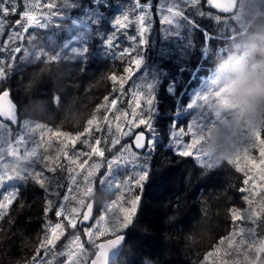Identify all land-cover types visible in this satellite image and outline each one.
<instances>
[{
	"label": "trees",
	"instance_id": "16d2710c",
	"mask_svg": "<svg viewBox=\"0 0 264 264\" xmlns=\"http://www.w3.org/2000/svg\"><path fill=\"white\" fill-rule=\"evenodd\" d=\"M147 2L153 9L158 0H147ZM262 2L264 1L252 0L255 10L254 12L245 11L248 14L247 20H243L244 11L243 13H234L237 10L222 13L220 10L210 9L206 5V0L200 7L187 6V13L192 15L191 19L195 18L201 27L199 29L195 26L197 34L204 33L201 31L202 29L210 34L209 46H213L212 41H214L216 48L221 53V50L225 51L226 47L220 43L236 41V44L231 45V49H227V51L233 50L235 53L245 48L243 56H247L250 52L249 41L252 39V30L259 22V18H264ZM49 4L54 7H48ZM32 5H37V7L32 8ZM16 6L18 12L23 11V0H17ZM29 8L35 15L42 18L40 23L31 26L30 38L27 35L22 40L15 38L12 29L16 27L15 20L21 19V17L11 14V12L7 17H3L5 27L0 32V67L7 68L8 64H12L6 75L0 77V90L10 89L19 115L17 123L10 126L12 138L20 134L24 135L26 139L39 138L41 130L38 131V136L34 135L31 138L30 128L26 125L29 119L36 118L34 116L37 114L29 108L34 109L35 105L48 107L49 113L59 117V121L54 124L62 122L68 127L67 130H62L61 124L55 125V129L47 125L53 130L58 129L74 134L83 131L87 122L95 121L97 118L101 120L104 110L101 109L97 112L96 105L104 103L105 95L114 98L112 84L107 80V75L113 71L118 76L127 75L122 71V67L128 66V64L122 63L118 57L122 48L139 49L143 63L134 75L133 81L134 83H147L151 77L155 78L152 94L155 98L153 104L157 105V115H155L152 124L161 117L158 115L161 112L160 99L156 95L163 79L169 76L168 71L162 67L166 58L163 49L167 47V41L159 35L156 26L148 35L144 50H142L141 44L140 47H137L128 38L133 27L136 31L141 29V24L137 21L140 12L134 7V0H29ZM201 11L205 15L202 16ZM125 12L129 15L128 25L123 30L118 29L114 21ZM210 12L214 13V17L211 19L209 18ZM255 12L256 16L253 17ZM85 25L88 27L85 28ZM10 35L13 37L11 40H9ZM110 37L115 40L114 46L107 43ZM17 47L24 51L15 53L13 50ZM13 56L16 57L14 61L11 59ZM51 56H55L57 59L50 61L49 57ZM200 58H205V56L202 55ZM208 58L207 55L205 59ZM194 63L196 65L190 67L183 74L177 70L179 74H176V81L184 82L185 93L182 97L177 93H167L172 96V101L169 107H162L164 110L162 118H166V113L172 114L177 105L184 106L187 93L192 91L196 83L204 85L200 93L202 94L210 89L209 85V88L205 86L210 78L216 74L217 78H220L218 71L206 74L210 73L212 68L208 69L204 75L193 74L195 71L198 72L197 64H200L201 61L192 58L190 66H193ZM142 68L144 73L141 71ZM191 68H193V72ZM168 69L169 73L173 74L176 67ZM168 83V87L170 86L171 89L175 87V81L172 79L169 78ZM129 85L126 84V87ZM211 89L215 94H223L228 105L230 100L228 95L216 93V88L211 87ZM122 96L124 98L122 105L125 111L130 112L129 97L131 95L129 92H125ZM230 103L232 104L231 100ZM83 108H85L84 111ZM169 108L171 110H168ZM228 108L229 105L225 108L224 114L226 119L231 118V122L234 111H232L233 108L231 110ZM228 113L230 116H227ZM39 117L43 116L39 115ZM40 121L43 123L42 120ZM53 121L52 119L51 122ZM210 121L211 117L209 118L211 126H208V123L206 130L217 127ZM121 123L124 121L122 120ZM179 123L177 122L175 126H179ZM167 127L169 131L171 126L167 124ZM135 131L146 132V128L141 125L139 128H134L133 132ZM113 133V135L108 133L104 135L107 142L105 145L103 142L101 144L105 149L103 157L108 156L115 147L111 143L113 136H116L114 126ZM93 138L94 136L88 137L89 141H93ZM168 138H170L169 135L164 139L157 138L155 141L150 159V173L142 190L138 213L136 212V216L126 228L119 230L126 236L125 243L112 264H210V258L216 253L215 248L231 233L238 231L236 228L243 224L241 229L243 231L247 229V232L241 231L234 238L238 237V241L251 244L249 240L252 238L247 234L251 230V234L257 237L254 240L255 247L258 245L259 248L260 243L264 241V209L262 206L264 198L249 199L250 202L246 200V196L241 192L243 172L237 171V168L226 161L209 168L199 164L194 157L179 156L174 150L171 138L168 144L166 143ZM82 140L77 142L75 148L67 145L68 151H77L80 156L81 150L85 146ZM24 147L25 145H20L21 155H23ZM64 147L62 144L59 148L41 150V155L51 157L48 162L50 167L53 164L58 165L56 174H63L65 170V163H62ZM87 153L90 151L87 150ZM89 156L92 159L97 158L95 155ZM57 157H59L58 160ZM42 168L43 161L36 169ZM19 171L17 166L14 171L8 172L11 174ZM44 175L51 176L47 172ZM62 183L59 181V184ZM57 188L59 187L53 183L50 191ZM61 190L64 191V188ZM12 191L18 193L19 204L10 206L6 215L0 217V228L6 221L8 223L7 226L5 224L8 237L0 240V246L5 247H0V264H32L28 260L34 262L33 257L37 254L31 251L36 250L37 253L38 247H42V236L45 233L44 224L55 220L53 211L45 216L42 209L48 200L51 202L54 200L52 208L55 209L59 200L57 201V197L55 199L49 193L50 191L43 192L31 179L25 184L22 178H13L8 183L0 184V195ZM37 197L40 198L41 203ZM92 197L93 195L89 196L87 201L92 200ZM238 199L243 201V205L240 207L237 206ZM247 204L250 207L245 212ZM255 207L258 212L255 217L248 220L250 222L240 223L239 226L237 223L233 224L232 209L237 210L236 215L240 217L238 220L242 221L250 217L245 213L251 215L255 212ZM97 214L98 210L95 209V218ZM81 229L77 226L76 232L85 233V230L81 231ZM103 235L97 234L87 246L94 248L96 242L103 238ZM37 240H39L38 247L33 244V241L37 242ZM209 253L212 255H208ZM92 254L93 252L90 255ZM248 254L247 257L243 256V259L246 260L242 264H264V252L258 253L257 249H254V251L248 250ZM29 255L31 256L29 257ZM205 256H207V260H205Z\"/></svg>",
	"mask_w": 264,
	"mask_h": 264
},
{
	"label": "snow or ice",
	"instance_id": "6c2138e0",
	"mask_svg": "<svg viewBox=\"0 0 264 264\" xmlns=\"http://www.w3.org/2000/svg\"><path fill=\"white\" fill-rule=\"evenodd\" d=\"M205 0H173V5L165 9L168 13H170L173 19H169L165 16V22L169 25L173 24V21H176V25L180 24V21H187V16L184 14L183 6L189 7H200ZM11 4V7L9 5ZM17 0H0V32L4 30L5 22L3 17H7L9 13L13 15H18L21 19L15 20V28L12 29L13 33L15 34V38L17 40H22L25 35L28 38L31 37L30 35V28L32 25H36L41 22L42 18L35 15L32 10L29 8V0H23V11L18 12L17 8ZM206 5L209 6L210 9H217L220 10L222 13H230L233 11L234 8V0H206ZM37 7V5H32V8ZM48 7H54L53 5L49 4ZM134 7L142 15L137 16V21L141 24L140 35L139 36H129L128 38L132 41H137L139 44L146 43L142 37H144L145 28L143 27L145 23V16L146 10L151 9V4L147 2V0H134ZM174 9H176L174 11ZM202 16L205 15L203 11L200 13ZM211 19V16H209ZM218 18V17H217ZM129 15L125 12L122 16H119L114 21L115 25L118 29H125L128 25ZM11 27V26H10ZM19 29V31H17ZM13 37L10 35L9 40ZM107 43L110 46L115 45L114 38L110 37L107 40ZM15 53H21L24 51L20 47H17L13 50ZM120 61L122 63H127L128 66L122 67V71L126 73L125 76H118L115 71L111 72L107 75V80L112 84V92L113 97L110 98L108 95L103 97L104 103L96 105V111L99 112L101 109L104 110L103 115V125H101L98 118L95 121H89L83 128V131L75 132H65L62 130H56L55 136L56 138H63L60 142L63 144L65 141L67 145L73 146L75 148L78 141H81L84 144L89 143L88 137H91L92 133L95 132L97 134H103L107 132L109 135H113V124L112 120H110V116L113 117L115 120L114 125V132L119 133L120 136L128 137L134 135V142L130 145L124 146L121 151L120 155L113 157L112 159L108 160L107 162V170L102 175L96 177V181L99 185H103L106 190L109 191H119L120 184L119 182L113 183V178L115 176H119L118 172H114V170L118 169L119 167L123 166L127 169L129 161L123 158V153H129V155L134 156L137 160L145 161L147 156H150V152L148 149L154 143L149 136L146 137L145 132L141 131L139 133H134V128H139L141 125L145 126L146 129L151 128V115L150 106L153 104L154 96L151 91V85L146 82H136L133 84L132 91L130 93L131 100L129 101V108L131 111H124L119 114H114L113 110L117 109V105L120 103V96L124 95L128 89H126V84H130L133 81L134 75H136L137 70L140 68L141 64L143 63L142 57L139 54L138 48H122L119 51L118 55ZM125 58H127L125 60ZM13 61L16 59L15 56L11 58ZM57 58L55 56L49 57L50 61H55ZM12 64H8L7 68L0 67V77H4L11 67ZM135 69V73H134ZM118 85V87H117ZM11 93L10 89L4 88L0 90V130H4L8 132L9 136L11 135L9 125H11V121H15V105L12 99L10 98ZM110 101V102H109ZM143 104L147 105L146 111H141L140 114H137V110L141 109ZM192 105H197L200 109V115L197 119H194L187 125V130L185 128H179V134L176 131H172L171 133V140L174 142L173 144L176 146L177 154L182 157H194L197 161H199L202 165L206 167H213L218 164V159L213 157L204 147L205 141V130L206 126L209 123V119L205 118V110H208L211 113H214L215 119L211 120L212 124L219 123L222 119L223 110L228 107L227 102L223 96V94H215L211 90H206L202 94H198L192 101ZM192 105H189L190 107ZM131 117V118H129ZM8 120L9 123H5V120ZM124 121L123 125L121 121ZM125 128L127 130L125 131ZM37 129H40V135L38 139H26L24 135H19L15 139L16 145H25L23 149V155L20 154L21 149L14 147L12 143L8 144L7 155L8 157L11 156H19L22 159V162L26 166L27 169L31 170V174L29 171H19L16 173H9L5 169V163H3L5 157L3 152L0 151V184H3L5 181L11 180L13 178H22L25 180H33L36 186L44 191H50L55 183L56 187H60L59 181L55 179V174L57 173V167H50L49 161L51 157L48 155H41V150L44 149V141L47 138L48 142H52L53 137V129L48 127L47 125H36L34 128H31V132H35ZM46 130V131H45ZM185 135L191 136V142L185 143L182 139ZM260 129H252L248 133L249 139V146H255V141H259L261 147L259 148V153L262 159L259 162V167H257V163L255 160H250L247 156V149H244L245 155L243 159L248 161L251 165L252 169H255L261 173V179L264 180V140L260 139ZM2 138V137H0ZM102 143V138H96L94 143L91 144L90 153H84L83 155H98L100 157L104 156V151L101 149L100 145ZM113 146L120 144L119 138H114L111 140ZM66 145V146H67ZM30 146V147H29ZM135 149V151H132ZM62 153L64 158L71 159L72 164L77 165V167L83 171L85 169V165L88 164V160L85 159L82 163L79 162V155L75 158L69 156V153L62 149ZM140 153V155H137ZM59 157H57V160ZM241 155L240 152L236 154L235 157L231 158L228 163L240 165ZM43 161V168L41 170H35L39 168L41 162ZM113 165L116 167L114 168ZM134 168H139L140 172L137 173L136 177H132L128 184V192H132L133 188H143L144 182L148 179L150 173V163L146 161L145 163L141 164H134ZM100 165H92L91 170L87 171V175L84 176V181L87 182L90 186L86 188V191H89L91 194L93 193V184L94 181L90 178L94 177V171L99 169ZM74 169L69 168L68 172L70 175L71 183L67 188V192L63 195L62 201L58 202V206L53 209L51 200L46 202V206L43 207L42 212L45 216L49 214L50 211H54L55 217L59 218L62 222H57L54 225H50L47 228L48 238L51 241L49 246H53L57 243L61 237L66 235L65 229L71 228L75 230L78 224H83L84 222L89 220L90 213L92 211V203H88L86 205L87 211L82 214V220H78L77 217L81 215L80 211L76 207L69 208L65 202H68L70 199L75 200V196H70L69 193L73 191L72 185L77 183L76 176L71 175ZM239 172H245V169H237ZM51 173V176L44 175V173ZM247 176V173H245ZM244 184H249V180L246 178L244 180ZM253 189L257 187L255 181H252ZM247 191L246 188H242L241 192ZM18 193L16 191L12 192H5L4 194L0 195V217L6 215L7 210L10 206L14 204H19L17 199ZM140 200V196L136 195L130 200V208H119L118 211L123 213L122 216L115 215L114 221H109L111 224V231L112 234L115 236L114 239L108 240L107 244L99 245V258L102 261V264H107V256L109 250L112 249L114 246L119 245L123 239V236L119 234L118 230H122L126 228L133 220L136 212L138 203ZM81 205H85V201L80 202ZM117 201L112 200L111 205L109 206V211H112L116 208ZM237 210L232 209V217L233 220H236L240 217L237 215ZM257 215L256 212L251 213L249 219H252ZM105 217L101 216L100 220L97 221L99 224L100 221H104ZM243 231V230H241ZM86 233L90 234V230L85 229ZM249 234H251V230H249ZM103 235V233H101ZM237 235V233L233 232L229 237H227L228 242L233 241V238ZM80 237L77 235L75 237V241L79 242ZM223 242V241H222ZM83 248V245H81ZM44 250L43 246L37 251V256L33 257V261L35 264L36 259L38 258L39 253ZM257 252H264V241L260 243V247L257 248ZM208 255H212L209 253ZM69 264H72V254L69 253L68 255ZM205 260H207V256H205ZM92 264H97L96 260L92 261Z\"/></svg>",
	"mask_w": 264,
	"mask_h": 264
},
{
	"label": "rangeland",
	"instance_id": "374dc122",
	"mask_svg": "<svg viewBox=\"0 0 264 264\" xmlns=\"http://www.w3.org/2000/svg\"><path fill=\"white\" fill-rule=\"evenodd\" d=\"M172 5H173V0H158V3L154 4L153 9H150V11L146 12L145 23L143 25V27L146 30L144 32V37H142V39H144L146 41V43H147L148 35L150 34V32H152V30L155 26L157 27L158 33H159V35H161L162 39L167 41L166 42L167 47L165 49H163V53L165 54V57H166L165 62L163 63L165 66L162 65V67H163V69L167 70L168 71L167 74H169V76H167L165 79H163V82L160 84L159 91L156 95V97H158V99H160L161 112L162 113L160 112L158 114L161 117L156 122H153V124H152V121L155 118V115H157V113H156L157 112V105L152 104L150 106V108H151V111H150L151 128L146 129V132L149 133V134H147V136L149 135V138L152 141H154V143L148 149V152H150V156H147L146 160L142 161V160L135 159V157L129 155V153H123V158L129 161L128 167H127V169H125L123 166H121L118 169L114 170V172L119 173V176H115L113 178V183L119 182L120 189H119V191H109V190H106V188L103 187V185H99L98 182H95L96 177H98L99 175H102L103 173L106 172L108 160L112 159L113 157L120 155L121 149L126 145H130L129 140L134 135L128 136V137H123V136H120L119 133H115L116 136L114 135L112 139L119 138L120 144L116 145L114 147V149H112L111 153L108 156L100 157L98 155H95L97 158L92 159V158H89L90 157L89 155L85 156L83 154L87 153V150L90 151L91 144L94 143L95 139L96 138H102V142L104 145L107 142L106 141L107 138L104 139V135L107 132H105L103 134H97V133L93 132L91 135V137L94 136L93 141H89L88 144H84L85 145L83 147L84 150L83 149L81 150V154L79 156V162H81V163L85 159L88 160V164L85 165V169L83 171H81L77 167V165L72 164L71 159H66L62 155V157H63L62 163H65V166L63 165L65 170H64L63 174H61V173L55 174V178L58 180L60 178H62V180H59V181H62L63 183L60 184L61 186L59 188L51 190L49 193L55 199L57 197V201L58 200L62 201L63 195L67 192V188L71 183L68 169L72 168V169H74V171L71 173V175L76 176L77 183L75 185H72L73 191L71 193H69V195L75 196L76 199L75 200L70 199L68 202H65V203L67 204V206L69 208L76 207L80 211V213L82 214V212H84V210H86V208H87L86 205L92 201L93 202L92 205H94L95 209L98 210V214L96 215V218L94 216V218L92 219V222L90 224V229L92 232L91 235H89V233H86V232L83 234H80V233L76 232L77 228L75 230H73L71 228L66 227V229H65L66 235L61 237V239L58 240L57 243L53 246H49L51 241L49 240V238L47 236L48 235L47 228L50 225H54L55 223L62 222V221L59 218L55 217V220L52 221L51 223L44 224L43 227H44L45 233L42 236V243L43 244H41V243L40 244L44 248L43 252L45 253V255H43L42 252H40L39 253L40 255H39L38 259L35 261V264H59L60 262H61L60 264H69V260H68L69 253L72 254V264H88V260L93 257L90 254H91V252L95 253L96 248L94 249L93 246H91V248H90L86 245V243H89L92 240H94V238L96 237L97 234L104 233V236H106V234L112 235L111 224L109 223V221L115 220L114 213H115V215L122 216L123 213H120L118 211V209L121 207L122 208H130V200L136 195H139L141 197L142 190L144 188V185H146L148 179L144 182L142 189L141 188H133L132 192H128V184L130 182V179L132 177H136L137 173L140 172V169L134 168L133 165L145 163L146 161H148L150 163L151 153L153 152V148H154L155 141L157 140V138L164 139L168 135L171 138V133L173 130L176 131L177 134H179V128H185V131H186L187 125L190 122H192L194 119H197V117L200 115V109L198 108V106L192 105L193 99L198 94L201 93L202 87H204V85H202L200 83L195 84V82L198 80V78H197V79H195L196 81L193 83V85L195 84L194 88L192 89V91L187 93V98H186L184 106L183 105L182 106L177 105V108L175 109V111L172 114H169L170 116L166 113V118H162L164 116V114H163L164 110L162 109V107L163 106H164L163 108L169 107V105L172 101V96L167 95V93H170V92L177 93L179 96L181 95V97L185 93L183 90L184 82L176 81V77L179 74V72L177 70L181 71L180 74L187 72V70L190 67H194L196 65V63H194L193 66H190V61L192 60V58H194L196 60L201 61V63L197 64L199 67L197 69L198 72H196V71L193 72V68H191L193 74L198 73V74L204 75V73H206L208 71V69H211V68H212L211 71L209 70L210 73H206V74H213L216 71H218V74H219L218 68L222 62H224L226 60H230L236 56L243 55V51L245 48L242 49L241 51H237L235 53L233 52V50L227 51V49H231V47H232L231 45L236 44V41L235 42L231 41L230 43H225V42L220 43L221 45H225V47H226L225 48L226 50L225 51L221 50V53H220V50H218V48H216L214 41H212L213 46H209L208 41H210V39H209L210 34L208 32H206L204 29L201 30L204 32L201 35L196 33L195 26H197L199 29L201 27L197 24V22L195 21L196 20L195 18L191 19L190 16H192V15H188L187 6H183V10H184L185 16H187L188 20L191 22H187V21L184 22L181 20L180 24L178 26L176 25L175 20L173 21L172 25H169L168 23H166L165 22V16H167L169 19H173L172 15L165 10L168 7H171ZM262 5L264 7V2H262ZM236 8H237L236 9L237 11H235L234 13H236V12L237 13L238 12L243 13V11H244L243 20H245V19L247 20L248 14H247V12H245L246 10L244 8V1L239 0L237 2ZM175 10L176 9H174V11ZM262 10H264V9H262ZM210 15H211V17H214V13L212 14L210 12ZM254 16H256V12L253 13V17ZM135 26H136V24H135ZM85 27H88V26L85 25ZM129 33H130V36H139L140 30L136 31L133 27ZM202 40H203V43H202ZM132 42H134V41H132ZM134 43H135V46L140 47L138 40ZM146 43L141 44L142 50H144ZM202 55L205 56V58L208 55L209 58L208 59L200 58V56H202ZM174 67H176V70H174L175 73L170 74L168 68L174 69ZM145 70H147V68H145ZM141 71L143 73L145 72L143 68L141 69ZM142 75H145V74H142ZM169 78L172 79L173 81H175V87L172 89L170 88V86L168 87ZM154 82H155L154 77H151V79H149L147 82L148 84L151 85V91L152 92H153ZM133 83H134V81H132V83H130V85L126 87V89H128V91H126V92H129V94L132 91ZM208 85L210 86V89H208V90H211L212 92H213V90L211 89V87L216 88V90H215L216 93H226L227 85L222 84L221 79L217 78V74L214 77L210 78L209 82H207L205 84V86L207 88H209ZM100 89H101V87H100ZM130 100H131V97H129V101ZM123 102H124V98H123V96H120V103L117 105V109L113 110L114 114H119V113L125 111V109L122 105ZM189 105H192V106L190 107ZM228 105H229L228 110H231V108H233L232 111H235V106L230 103V100L228 102ZM29 108L35 114H37L36 116H34V117H36L34 120L29 119L28 120L29 122L26 123V125L30 129L34 128L36 125H49L53 129H55L54 126L59 125V124H61L63 126V127H61L62 130L68 129V127H66L65 124L63 125L62 122H59L58 124H54L55 122L59 121V117L49 113L48 107H44L41 105H35L34 109L32 107H29ZM84 110H85V108H83V111ZM146 110H147V105L142 103L141 110L138 109L137 114L139 115V113L141 111H146ZM168 110H171V108H169ZM224 112H225V109L223 110L221 121L219 123H216L215 125L221 126V125H225V124L230 123L231 118L226 119ZM23 115H25V114H23ZM39 115H42L43 117H39ZM15 116H16V119H15V121H16L19 118H18V115L15 114ZM227 116H230V113H228ZM210 117H211V120H214L215 119L214 113H211L208 110H205V118L209 119ZM129 118H131V117H129ZM24 119H27V118H24ZM52 119L54 120L53 122H51ZM40 120H42V122L44 124L41 123ZM110 120H112V124L114 126L115 120L113 119L112 116H110ZM80 121H81V119L78 120L79 123H80ZM99 121H100L101 125H103V117ZM177 122H180V123H179V126L176 127L175 124L177 125ZM167 124L169 126H171L169 128V131H168ZM209 125H210V123L208 124V126ZM215 128L216 127H213L210 130L205 131V135H208V136H205V141L211 135L212 131ZM9 129L11 132L10 125H9ZM252 129H260V132H261L260 139L264 140V128L259 127V126L245 125L244 127H242L240 129L239 135L237 136V139H236L235 149L231 153L224 154V153H217V152H209L207 150L213 157L218 159V164H220L223 161L228 162L231 158L235 157L238 152H240V155H241L240 165H235V164H231V165H233L237 169H245V172H243V184L241 186V189L242 188L247 189V191L242 192V193L246 196V200H248V201H249V199L258 200V198H262V199L264 198V180L261 179V173L255 169H252L251 165L248 163V161L243 159V156L245 155L244 149H247L248 158L250 160L256 161L257 167H259V162L262 159V157L260 156V153H259V148L261 147L259 141L258 140L255 141V146H249L250 142L248 139V133ZM39 130L40 129H37L35 132H31L29 130L30 134H31V138H33L34 135L38 136ZM126 130H127V128H125V131ZM55 131L56 130H53L52 142H48L47 138L45 139L44 148L51 149L53 147H56V148L61 147L62 143L60 141L63 138H59V139L56 138ZM135 132H137V131H135ZM0 137H2V138H0V151L3 152V155L5 157V159L3 161V163H5V165H4L5 169L10 172V171H14L15 168L18 166V169L20 171H22V169H23V171H29V173L31 174V170L26 168V166L22 162V159L19 156L8 157V155H7L9 143H12L14 147H17L20 149V145L15 144V139L18 136L17 137L15 136L14 138H12L11 135L9 136L8 132H6L4 130H0ZM170 138H168L166 140L167 144H168V141ZM182 139L185 143L191 142V136L190 135H185L184 137H182ZM172 143H174V142L172 141ZM66 145H67V142L65 141L63 143V146H65L64 150L69 153L70 157L75 158L77 155H79V153L77 151L69 152ZM100 147L102 150H105L101 145H100ZM174 148H175L174 149L175 152H177L175 145H174ZM132 151H135V150L132 149ZM79 152H80V150H79ZM20 154H21V152H20ZM137 155H140V153H137ZM14 160H16V162H14ZM197 162L199 164H201L199 161H197ZM54 163H56V162H54ZM97 164L100 165V168L96 169L93 173L94 177L90 178L94 181V184L92 185L94 190H93V193L91 194L89 191H86V188L89 187L90 185L84 181V176L87 175L88 170H91L92 165H97ZM51 167H57L58 168V165L53 164V165H51ZM113 167L115 168L116 166L113 165ZM35 170L38 171L41 169H35ZM245 173H247V176L245 175ZM246 178L249 180V184H247V185L244 184V180ZM253 180L255 181V184L257 185V187L255 189H253V186H252ZM27 181L28 180L24 179V184L27 183ZM31 181H33V180H31ZM5 182L8 183L9 180L5 181ZM61 188H64V191L61 190ZM92 195H93L92 200L87 201V198L89 196H92ZM37 199L41 203L40 198L37 197ZM83 200L85 201V205L80 204V202ZM112 200H116L117 205H116L115 209H113L112 211H109L108 209H109V206L111 205ZM253 200H251V201L254 202ZM244 201H245V199H244ZM53 202H54V200L52 201V206H53ZM241 205H243V201H241V199H238L237 206L240 207ZM139 206H140V200H139L137 209L139 208ZM262 206L264 209V199H263ZM249 207H250V205L247 204L244 211L247 212V209ZM260 209H262L261 206H260ZM254 211L258 212L257 207H255ZM245 214L250 216L249 213H245ZM53 215L55 216L54 211H53ZM101 216H104L105 219H104V221H100V223L98 224L97 221L100 220ZM135 216H136V214H135ZM240 216L242 217V214H240ZM79 217L80 216H78L77 219ZM248 220H249V218H245L242 221H239L237 219V221L234 220L233 224L236 225V223H237L239 226L240 223L243 224V222H244L246 224L247 222H250ZM12 221L14 222V220H12ZM5 224H6V226L8 225L7 221L4 223L3 227L0 228V240L7 239V237H8L7 236L8 231H7V228L5 227ZM248 224H250V223H248ZM242 226L236 228L238 231H234L235 233H237V235L239 233H241V230H243V229H241ZM85 229H88V228L87 227L82 228L81 231H84ZM243 232H247V229H244ZM247 234L249 235V237L252 238V240H249V242H251V244L245 243L242 241H238V237L233 238V241L228 242L227 237H229V236H227L225 238V240L215 248L216 253L213 257L210 258V264H242V263H244L246 259H243V256L247 257L249 255L248 250L254 251V249L258 248V245L255 247V244H254L255 243L254 240H256L257 237H255V235H252L249 233H247ZM77 235H79V237H80L79 242L75 241V237ZM36 238H37V235H36ZM38 241L39 240H37V242L33 241L34 246H37ZM234 241H236V242H234ZM81 244H83V248H81ZM0 247L5 248L4 246H0ZM38 248L40 249V246ZM31 252L37 254L36 250H32ZM30 256L31 255H29V257ZM28 261L30 263L34 264V262H31L30 259ZM261 262H263V261H261ZM203 264H205V263H203Z\"/></svg>",
	"mask_w": 264,
	"mask_h": 264
},
{
	"label": "clouds",
	"instance_id": "9594fccd",
	"mask_svg": "<svg viewBox=\"0 0 264 264\" xmlns=\"http://www.w3.org/2000/svg\"><path fill=\"white\" fill-rule=\"evenodd\" d=\"M244 8L254 12L252 0H244ZM247 56H236L219 66L223 85H227L235 111L230 123L217 126L203 147L209 152L228 154L234 151L240 129L245 125L264 128V18L252 30Z\"/></svg>",
	"mask_w": 264,
	"mask_h": 264
},
{
	"label": "water",
	"instance_id": "95a60500",
	"mask_svg": "<svg viewBox=\"0 0 264 264\" xmlns=\"http://www.w3.org/2000/svg\"><path fill=\"white\" fill-rule=\"evenodd\" d=\"M237 1H238V0H234V8H233V10H234L235 7H236ZM10 98H11V96H10ZM11 99H12V98H11ZM12 101H13V99H12ZM13 102H14V101H13ZM14 105H15V103H14ZM15 106H16V105H15ZM134 138H135V137L132 138V143L134 142ZM93 209H94V208L92 207V211H91V213H90L89 220L86 221V222H84V223H89V222L92 220V217H93ZM86 211H87V209L85 210V212H86ZM80 220H82V217H81ZM120 235L123 236V239H122V241L120 242L119 245H116V246H114L112 249L109 250V253H108V256H107V264H111V262L117 257V255L119 254L120 250L122 249V247H123V245H124V243H125V237H126L125 234H120ZM114 238H115V236L108 237V238H106V239L100 241V242L97 244V251H96L95 255L93 256V258L90 260L89 264H92V261H93V260H96V261H97V264H102V261H101L100 258H99V251H100L99 245H101V244H107L108 240H110V239H114Z\"/></svg>",
	"mask_w": 264,
	"mask_h": 264
}]
</instances>
